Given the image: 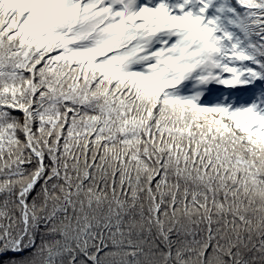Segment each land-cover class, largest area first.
Segmentation results:
<instances>
[{
  "label": "snow or ice",
  "instance_id": "obj_1",
  "mask_svg": "<svg viewBox=\"0 0 264 264\" xmlns=\"http://www.w3.org/2000/svg\"><path fill=\"white\" fill-rule=\"evenodd\" d=\"M0 264H264V0H0Z\"/></svg>",
  "mask_w": 264,
  "mask_h": 264
},
{
  "label": "trees",
  "instance_id": "obj_2",
  "mask_svg": "<svg viewBox=\"0 0 264 264\" xmlns=\"http://www.w3.org/2000/svg\"><path fill=\"white\" fill-rule=\"evenodd\" d=\"M222 92L227 95V90L223 89L221 86H215V88L212 89V92L209 93L208 99L214 100L217 96L221 95ZM249 97L250 93L242 89H238L233 93V98L239 100L240 102L247 101Z\"/></svg>",
  "mask_w": 264,
  "mask_h": 264
},
{
  "label": "water",
  "instance_id": "obj_3",
  "mask_svg": "<svg viewBox=\"0 0 264 264\" xmlns=\"http://www.w3.org/2000/svg\"><path fill=\"white\" fill-rule=\"evenodd\" d=\"M214 87V86H213Z\"/></svg>",
  "mask_w": 264,
  "mask_h": 264
}]
</instances>
